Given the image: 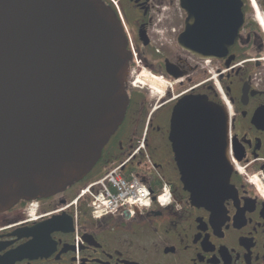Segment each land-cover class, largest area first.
Returning a JSON list of instances; mask_svg holds the SVG:
<instances>
[{"label": "flooded vegetation", "instance_id": "1", "mask_svg": "<svg viewBox=\"0 0 264 264\" xmlns=\"http://www.w3.org/2000/svg\"><path fill=\"white\" fill-rule=\"evenodd\" d=\"M240 1L233 47L200 57L178 42L186 23L197 21L180 0H119L131 53L124 121L81 181L0 211V264H264V0ZM142 69L170 87L156 94ZM185 95L207 96L228 113L231 189L215 209L192 203L170 140L173 109ZM141 139L152 163L143 179L166 187L170 203L102 218L87 201L65 206Z\"/></svg>", "mask_w": 264, "mask_h": 264}, {"label": "water", "instance_id": "2", "mask_svg": "<svg viewBox=\"0 0 264 264\" xmlns=\"http://www.w3.org/2000/svg\"><path fill=\"white\" fill-rule=\"evenodd\" d=\"M180 1L197 21L179 44L201 57L227 55L241 1ZM127 46L103 0H0V211L62 192L92 170L125 117ZM171 121L192 203L217 208L231 189L226 108L185 95Z\"/></svg>", "mask_w": 264, "mask_h": 264}, {"label": "built area", "instance_id": "3", "mask_svg": "<svg viewBox=\"0 0 264 264\" xmlns=\"http://www.w3.org/2000/svg\"><path fill=\"white\" fill-rule=\"evenodd\" d=\"M105 177L91 183L81 192V195L90 196L93 214L96 217L118 211L133 214L137 209L146 208L151 204L148 186L136 177L131 179L126 176L120 177L119 166ZM167 195V192H163L159 199L165 200Z\"/></svg>", "mask_w": 264, "mask_h": 264}, {"label": "rangeland", "instance_id": "4", "mask_svg": "<svg viewBox=\"0 0 264 264\" xmlns=\"http://www.w3.org/2000/svg\"><path fill=\"white\" fill-rule=\"evenodd\" d=\"M158 35H160L159 33H158ZM165 36V39H163L162 38V36ZM161 36V35H160ZM162 36H161V38L163 39V41L164 42H169V36H166V32H163L162 33ZM159 42H160V40H159ZM139 62V61H138ZM143 66V65H142ZM142 74L140 75L141 77H142V75H144L145 76V78L144 77H142L141 79L143 80V81H145L146 83H148L150 86H152L153 88H154V92L157 94H159V92H157V91H159V90H157L156 88H160V87H162L164 90L166 89L167 90V88L168 87H170V86H168V80L165 78H163L162 77V75H160V74H158V73H155V72H151L150 70H148V69H142V72H141ZM149 74H150V76L152 77V76H154V77H157V78H159V81H157V86L155 85H152V84H150L149 83V81H148V77H150L149 76ZM147 76V77H146ZM150 77V78H151ZM147 78V79H146ZM146 79V80H145ZM144 83V82H143ZM164 86V87H163ZM144 87H146V86H144ZM151 87V89H153ZM163 90V91H164ZM165 90V91H166ZM137 144H140V148H138V150H137V152L138 153H140L141 151H144L145 152V150H146V146H145V143L143 142V140L141 139V140H139L138 142H137ZM128 159H129V155L127 154L126 155V159H125V161L124 162H126V161H128ZM111 164V163H110ZM133 166V167H132ZM151 167H152V163H151V161L149 160V161H145L144 163H141V164H138V162L137 161H134V164H129V166H128V169H127V172L126 171H124V172H122L121 174H119L120 175V177L122 176V177H124V176H126L127 178H132V176H136L137 174H139L140 176H142V172H141V170L142 169H144V168H147L148 170L149 169H151ZM104 171V170H103ZM104 174V173H103ZM101 177V176H100ZM139 177V176H138ZM106 178V177H105ZM140 179H141V177H139ZM91 179V178H90ZM94 179V178H93ZM146 183H148V181H146V180H144ZM149 184V183H148ZM150 186V185H149ZM155 189H160L159 187L158 188H155ZM70 205H72V203H71V201L69 202V203H67L65 206H70ZM118 215H123V211H118V212H116Z\"/></svg>", "mask_w": 264, "mask_h": 264}, {"label": "bare ground", "instance_id": "5", "mask_svg": "<svg viewBox=\"0 0 264 264\" xmlns=\"http://www.w3.org/2000/svg\"><path fill=\"white\" fill-rule=\"evenodd\" d=\"M149 76H150V74H149ZM142 77L145 78L144 75H142ZM142 77H141V78H142ZM146 77H147V76H146ZM150 77H151V76H150ZM150 77H148V81H149V83L152 84V85H154V86H155V85L157 86V81H159V78L154 77V76H152L151 78H150ZM146 79H147V78H146ZM146 79H145V80H146ZM163 87H164V86H163ZM156 89H157V90H160V91H158V92H159L160 95H162V92H163L164 89H163L162 87H160V88L158 87V88H156ZM125 212H128V211H125Z\"/></svg>", "mask_w": 264, "mask_h": 264}]
</instances>
